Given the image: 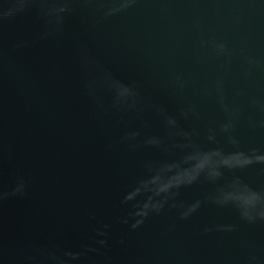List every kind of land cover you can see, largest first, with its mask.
<instances>
[{"label": "water", "instance_id": "95a60500", "mask_svg": "<svg viewBox=\"0 0 264 264\" xmlns=\"http://www.w3.org/2000/svg\"><path fill=\"white\" fill-rule=\"evenodd\" d=\"M0 264H264V0H0Z\"/></svg>", "mask_w": 264, "mask_h": 264}]
</instances>
